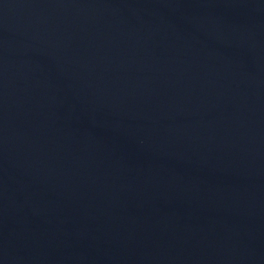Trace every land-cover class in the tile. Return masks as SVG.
<instances>
[{"label": "water", "instance_id": "water-1", "mask_svg": "<svg viewBox=\"0 0 264 264\" xmlns=\"http://www.w3.org/2000/svg\"><path fill=\"white\" fill-rule=\"evenodd\" d=\"M0 264H264V0H0Z\"/></svg>", "mask_w": 264, "mask_h": 264}]
</instances>
